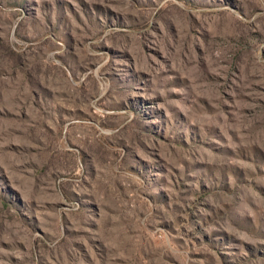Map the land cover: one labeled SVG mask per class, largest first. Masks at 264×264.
<instances>
[{"label": "rangeland", "instance_id": "rangeland-1", "mask_svg": "<svg viewBox=\"0 0 264 264\" xmlns=\"http://www.w3.org/2000/svg\"><path fill=\"white\" fill-rule=\"evenodd\" d=\"M0 264H264V0H0Z\"/></svg>", "mask_w": 264, "mask_h": 264}]
</instances>
